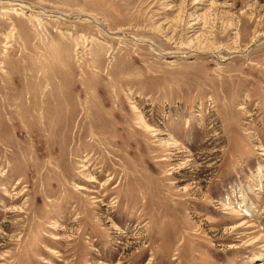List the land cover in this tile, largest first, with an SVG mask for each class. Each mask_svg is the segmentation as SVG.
Returning <instances> with one entry per match:
<instances>
[{"label":"rangeland","instance_id":"obj_1","mask_svg":"<svg viewBox=\"0 0 264 264\" xmlns=\"http://www.w3.org/2000/svg\"><path fill=\"white\" fill-rule=\"evenodd\" d=\"M0 264H264V0H0Z\"/></svg>","mask_w":264,"mask_h":264}]
</instances>
